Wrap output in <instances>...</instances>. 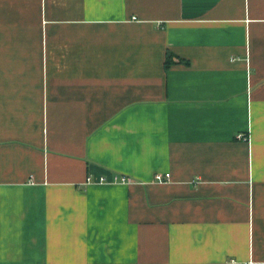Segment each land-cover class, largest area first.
Returning a JSON list of instances; mask_svg holds the SVG:
<instances>
[{"label":"crops","instance_id":"0c3cea01","mask_svg":"<svg viewBox=\"0 0 264 264\" xmlns=\"http://www.w3.org/2000/svg\"><path fill=\"white\" fill-rule=\"evenodd\" d=\"M0 264H264V0H0Z\"/></svg>","mask_w":264,"mask_h":264},{"label":"built area","instance_id":"2783aa9c","mask_svg":"<svg viewBox=\"0 0 264 264\" xmlns=\"http://www.w3.org/2000/svg\"><path fill=\"white\" fill-rule=\"evenodd\" d=\"M171 179V174L170 173H166V174H162V173H157L156 176H155V180L158 181V182H166V181H169ZM91 181H95L99 184H103V183H109L111 182V180H109L108 178L104 177V176H101L100 178L94 180L92 179L91 177L88 178V182H91ZM114 182H122V183H128V182H131L132 180L128 177H119V176H116L113 180Z\"/></svg>","mask_w":264,"mask_h":264},{"label":"trees","instance_id":"16d2710c","mask_svg":"<svg viewBox=\"0 0 264 264\" xmlns=\"http://www.w3.org/2000/svg\"><path fill=\"white\" fill-rule=\"evenodd\" d=\"M170 64H171L170 61H168V62H167V67H170Z\"/></svg>","mask_w":264,"mask_h":264}]
</instances>
